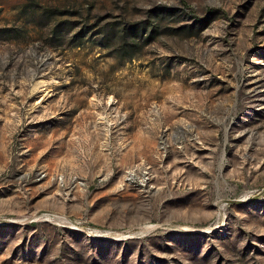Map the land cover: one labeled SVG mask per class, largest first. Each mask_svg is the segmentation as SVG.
<instances>
[{"label": "rangeland", "instance_id": "374dc122", "mask_svg": "<svg viewBox=\"0 0 264 264\" xmlns=\"http://www.w3.org/2000/svg\"><path fill=\"white\" fill-rule=\"evenodd\" d=\"M0 264H264V0H0Z\"/></svg>", "mask_w": 264, "mask_h": 264}, {"label": "trees", "instance_id": "16d2710c", "mask_svg": "<svg viewBox=\"0 0 264 264\" xmlns=\"http://www.w3.org/2000/svg\"><path fill=\"white\" fill-rule=\"evenodd\" d=\"M215 14H216V11H214V10H210V11L208 12V17L205 18V20H204V19L197 20V21H196V24H197V25H200V29H204V28H206L207 24H208L209 21L211 20V16H214ZM60 27H61L60 25H56V26H55V29H54V32L57 33V34H59V33L61 32V31L59 30ZM128 34L130 35V33H129L126 29H124V31H123V36L127 37Z\"/></svg>", "mask_w": 264, "mask_h": 264}]
</instances>
